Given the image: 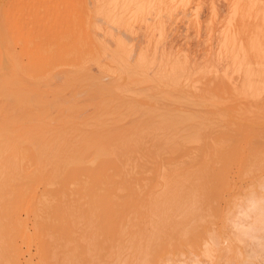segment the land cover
Returning <instances> with one entry per match:
<instances>
[{"label": "bare ground", "instance_id": "obj_1", "mask_svg": "<svg viewBox=\"0 0 264 264\" xmlns=\"http://www.w3.org/2000/svg\"><path fill=\"white\" fill-rule=\"evenodd\" d=\"M200 1L0 0V264H17V239L34 242L43 264L51 259V264H80L73 260L80 240L86 242L80 249L92 259L96 245L91 242L102 238L110 257L106 264H149L168 253L175 238L177 244L193 238L190 245L198 247V240L204 242L202 232L189 231L196 228L194 212L201 201L199 186L191 190L192 181L213 170L227 176L230 161L246 163L261 145H232L226 137L231 127H218L215 169L206 172L210 152L211 159L201 161L204 152L193 141H199L201 126L210 118L195 108L215 103L211 82L220 71L214 55L230 51L235 67L240 58L226 34L220 52L212 55L215 48L206 54L212 45L207 52L199 49L206 17ZM246 85L253 97L255 86ZM190 141L193 150L183 151ZM263 150L255 156L260 158ZM175 152L172 163H163V155L160 160L161 154ZM141 160L150 166L140 169ZM249 162L241 173L248 177L245 185L260 190L232 198L231 213L223 219L229 236L211 233L212 244L203 246L204 254L224 264H264V175L262 167L250 169ZM151 169L161 180L144 183L148 191L139 186L144 191L136 200L137 177ZM170 172L177 177L167 179ZM193 173L202 177L193 179ZM222 178L214 182L221 190L225 183L220 181L227 180ZM193 214L187 229L178 233L177 215ZM65 240L75 244L65 245ZM59 250L72 261H57Z\"/></svg>", "mask_w": 264, "mask_h": 264}, {"label": "rangeland", "instance_id": "obj_2", "mask_svg": "<svg viewBox=\"0 0 264 264\" xmlns=\"http://www.w3.org/2000/svg\"><path fill=\"white\" fill-rule=\"evenodd\" d=\"M254 3L255 4H253V1H250V0H201L200 1L199 11L202 12V10H204L207 13L208 12H210V13H208V15H207L206 12L203 11L206 15V17H205L206 19L203 18L201 21V23L203 24V25L202 24L201 25L203 28V33H202L203 37L202 38L204 39V41H202V47H199V49H201L202 51L205 52L206 49L212 45V49L210 47L207 51L210 50L212 52V51H214L213 49L216 48L212 55H214V53L217 51L220 52L219 48L221 49L223 46V45L221 46L220 42H222V40H220V39H223L222 37L226 34L225 36H227V37L229 36L230 38H232L231 39V40H233L232 44H235V45H232L234 47L233 51H235L239 55L238 56L236 54L235 56L237 58L239 57L240 59H238V60L241 62L240 63L237 61L239 63V66L235 67V64L232 63L233 60H230L231 58H229V56L230 57H232V56L228 55V54H230V53H228L230 51L226 50V52H224L225 49L223 51H221V53H220L221 56L218 55L219 54L218 52H217L218 54L216 53L214 55V60L216 62H218L217 67L219 68V71H220L219 73L215 74V76L211 82V83H213V86L215 85L214 87L212 86L213 89H215V93L212 96V101H215V103H214V105H212V107H210L211 104H208L209 105L208 108H206L207 107L206 104L205 105L200 104V105H198L199 108L198 107L195 108L196 112L199 109L198 111H199L200 115H202V114L207 115L210 118L209 119L210 123H207L206 126H201V129H200L201 132L199 131V133L200 134L202 133V134L200 136L199 141L198 140L193 141V142H195V144L197 146V147L195 146L197 151L203 150L200 152L201 153L204 152L203 156L202 157L200 156V158L202 159V160L201 159L200 160L203 162H204V158L206 160H207V158H209L208 157V156H210L209 152H210L211 156L212 155L213 156H212V159L209 158L207 161H209L210 159L213 161L215 159V157H214V155H216L215 154L216 153L215 142H218V139H219V137L216 136V133H217L216 128L218 129V127H219V129L221 127H222L221 129H223V127H227V126L231 127V132H233V133L228 132L229 134H227L226 137H228L229 139L232 138L231 140L233 142L230 141L232 143V145L234 144L235 146H237L241 142L246 141V142H248L249 145L250 144L254 145V147H253L254 149H257V147L259 145H261V146H259L258 147L259 149H257V150H262L264 148V58H263L264 57V0H254ZM202 8H204V9H202ZM235 9H237V10H235ZM233 10H235V11H233ZM233 12H234V14H233ZM205 15H202V17H204ZM226 29H228V30H226ZM227 31L229 32L228 33L229 35H227ZM218 42L220 43V45ZM218 45L221 47H219ZM210 51L207 52L206 54L210 53ZM222 52L224 53L223 55H226L225 57L224 56L222 57ZM225 53H227V54H225ZM216 55L219 56L218 61H217V58H215V57H217ZM242 55H244V59L241 58V57H243ZM242 65H243V67H242ZM221 71H224L226 73L221 72ZM246 71H249L251 73L250 78H247L248 76H246L247 75V73H245ZM245 79L248 80V83H247V80L245 81ZM205 81H207V80H205ZM210 81H211V79H210ZM204 82H202V83H204ZM245 83L255 86V87L252 86L253 88H255V90L253 89V94H254L253 97L248 96L246 94L247 92L250 93V91L248 89H246V87H248V85L245 86ZM199 86H202V84ZM244 86H245V88H244ZM245 94L247 95V97L245 96ZM193 99H191V100L194 101V104L197 105L199 103L200 99L195 98V100L196 99L198 100L197 103H195L196 101ZM187 107H189V106H187ZM244 109H246L248 111L247 112H246V110L243 111ZM243 112H246L247 114L246 113L243 114ZM192 113H194V112H192ZM244 117L247 119L246 121H242L243 119H245ZM209 125H211V126H209ZM207 129H208V131H207ZM251 130H252V132H251ZM242 131H243V133H242ZM203 133H205L206 135H204ZM210 133L213 134L215 138L212 135H210ZM202 135L205 138H203ZM207 135H209V137H207ZM241 135H243V137L245 136L248 139L244 138V140H243ZM208 139L211 141H208ZM196 141H198V142H196ZM193 142L192 143H191V141H190V143L187 142L188 146H187V143L184 144L182 146L183 148L181 147L182 149H184L183 151H186V149H190V148H188L189 146H191V149H192V145H195ZM199 142H200V144H199ZM211 142L214 144H212ZM197 144H199V145H197ZM200 145L205 146L204 147L205 149L203 148V146H200ZM209 145H214V147L210 146L211 149L209 148V150H208L207 146H209ZM198 146H200V147H198ZM195 147L193 146V148H195ZM212 147H213V149L215 148L214 154H212V152L210 151V150H213ZM198 148H200V150ZM217 148L220 150L221 146L217 145ZM253 148H251V150H250L251 151L250 155H253V153H254L253 156L255 158L256 157L255 153L257 152V150H256V152L252 153V151H255ZM180 149H177V154H179L178 156H180V154L182 152ZM218 149H217V151H218ZM178 150H180L181 152H179ZM207 150H208V152H207ZM166 154L160 155V160H161V156L163 155L162 156V162L163 163L164 162L165 163H167V162L172 163L173 161H175L177 159L176 152L173 153L172 155L167 154L168 156H166ZM205 154H207V157H205L206 156ZM263 155L261 157H263ZM253 156H249L248 160L250 162L246 161V163L249 162L252 165V167L250 166V169L255 167L259 170V167L260 168L262 167L260 169L261 170L260 172H262V170H263L262 174L264 175V161H263L264 159L262 161H260L261 157L260 158L256 157V159H252ZM168 158H169V161H167ZM170 159L172 162L170 161ZM250 159L253 161L251 162ZM137 160H139V159H137ZM258 161L261 164H263V166L260 165V163ZM139 162H140V160L136 161V159H135V165L138 166L137 163H139ZM141 162H142V160H141ZM145 162L143 164L141 163L142 166L140 169L145 168L144 165L150 166L149 163L145 164ZM203 162H202V164H203ZM211 162L205 163L207 165H209V164L211 165L210 168L208 167V170L206 169V172H209L210 171L209 169H211L212 166L215 169L214 161L212 163ZM241 162H243V160H241ZM257 162L259 165L257 164ZM246 163L243 162V164L240 163V166H237V164L235 162L233 163L230 161L229 165H231V166H229V170L231 173H229V174H231L232 176L229 174H227V176H226V173L218 176L216 174V170H213V171L209 172L208 174L204 173L205 174L204 175L203 171H205V168L207 167L206 165H205L206 166L205 167L204 164H203V166L205 167L204 170H203V168L201 169L203 177L201 174L199 175L198 173H195V174H198L196 176H200L202 178L199 177L200 178L199 180H198V177L196 179H194L195 178V177L193 178V176L195 175L194 173L191 176V178H193L195 180V181H192V182H194V184L197 181L196 182L197 185L196 184L194 185L193 183L191 184V186H190L191 190H192L193 186L194 187L199 186L198 187L199 190H197L196 192L200 191L197 195H198V197L200 196L199 198L201 201L198 202L199 207L197 206L198 207L197 211H195L196 205L195 206L192 205V206H194L193 207L194 211H195L194 213L197 214V215L195 214L197 218L194 221L195 223H192V226H193V228H195V227L196 228H195V230L192 228L194 230V232H193V230L192 231L189 230V231L192 232V234L195 233L196 230H197L196 233L199 231H200V233L202 232L201 236H203V238H204V240L203 239L202 240L204 242L206 241L208 243V245L212 244V243H210L212 241L209 242V240H211V237H208L211 233L213 235V233L217 232L216 233V235H217L219 233L221 234V232H222L223 236L225 238L227 237L225 235L229 236V234H230V228L228 230L229 224H227V228L224 229L223 228V221L225 222V220L228 219L227 215H229L231 213V212H229V211H231V208L229 207L228 203L233 200L232 198L241 197V196L245 195V193L250 192L253 188H254L253 190H256V191L260 190L259 188H256L255 184L246 187L247 185H245V181L248 177L245 178V176L242 175L243 174L242 172H244L246 169L245 168ZM254 163H255V165H253ZM246 167H249V164ZM146 168H147V166H146ZM236 168L239 169V171L240 170H242V171L240 173H238L239 171L237 173H235L237 171ZM231 170L234 172H232ZM137 171H139V169L138 170L136 169V172ZM200 172L201 171L199 169V173ZM206 174H207V176H206ZM236 174L237 175L241 174V175H239L237 177ZM139 176L140 175H138V177ZM167 176H168V174H167ZM221 176H223L225 180L227 179L226 181H220V183H222V184L225 183L226 189L223 188L222 190L220 187L219 188L217 187L218 181L216 182L217 185L216 184H215L216 186L214 185L215 180H218V178ZM138 177H137L138 181H136L137 185L135 184V199H136V197L139 198L140 196H142L139 194L144 191V189H141V188H145L144 183L154 182V184H155V182L161 180L159 178V175L156 174V171L154 169L148 170V172L145 173V175L142 174V176H140L139 179H138ZM175 177H177V175H173V173H171V175L169 174V177H167V179H171V178H175ZM235 178H237L238 180ZM239 178H241V181H243V182H241ZM141 179H143V180H141ZM224 179L222 178V180H224ZM201 180H203V182L204 181L205 182L201 183ZM142 181H143V183L140 184V182H142ZM144 181H146V182H144ZM137 182L139 183V185ZM240 183L242 186L240 185ZM151 184H153V183H151ZM235 184H237V185H235ZM226 185L228 187H226ZM238 185L240 186V189H239ZM139 186L141 188H138ZM233 186H235V187H233ZM156 188H158V187L156 186ZM140 189L143 191H140ZM145 189H147V191H148V188H145ZM154 189H152V190L154 191ZM157 190L158 189H156L155 191H157ZM147 191H145V192H147ZM71 195L72 194H70V196ZM119 195H121V194H119ZM239 195H241V196H239ZM75 196H76V194H75ZM76 197H79V195H77ZM85 199H80V202H84ZM226 199H227V201H226ZM204 201H205V203H204ZM203 203H204V205H202ZM175 213H178V212L176 211ZM198 214H200V216ZM195 215L193 214V215H190L189 217L183 216V215H179V217H178V215H177L178 220L176 219L177 223L175 224V228H177V230H178V228L180 229V230H178V233H179V231H181V233H183L185 231V229H187L186 227H188L189 226L188 224L191 223V221L189 222L190 217H194ZM223 219H225V220H223ZM29 220H30V222L28 221L27 225H28L29 229H32L34 219L31 218ZM196 221H198V222H196ZM185 223H186V225H185ZM198 223H199V225H198ZM195 224H196V226H194ZM182 228H185V229L181 230ZM226 229H227V233L229 232V234H225ZM187 233L185 235L183 234V237L187 238V236H188ZM204 235H206V236H204ZM189 236H191V233H189ZM207 237H208V239H207ZM175 239L172 241V243L170 242L171 244H170V248H169L168 253H164L163 255H161V257L159 256V258H157L156 260H152L151 262H149V264H191L192 262L194 264H224V262L220 261L219 258L217 259V256L214 255L215 257L212 256V258H211V257H209L203 253V250L205 248V247L203 248V246H205L207 244L206 242H205L206 243L205 244L202 241L203 243L201 244V240H198L199 241L198 245L200 246V247H198V246H192L194 243V240H192L193 238L186 240L185 244L184 243L177 244V243H175ZM65 241H68V242H65L67 244H65L64 242H63V244H65V245L70 244L71 245L72 241H69V240H65ZM103 242L104 241L102 240V238L96 239L95 241L91 242L92 244H94V246L96 245V250H95V253L93 254L94 255L93 258L90 256L92 258V259H90L84 255L85 254L84 250L80 249L81 246H83V244L84 245L86 244L85 240H82V241L80 240L79 241V250L76 251V253H74L75 258L73 260L76 259L75 261L77 263L79 261L80 264H93V262H94V264H106L107 263L106 260L109 261L110 257L108 258L107 255H105L107 253H106V250L104 249V245H103L104 243ZM72 243H74V242H72ZM190 243L192 245H190ZM80 244H82V245H80ZM30 245H31V247H30ZM76 245H78V242L76 243ZM17 248L19 250L17 256H15V258L17 259V264H43V263H40V262H42V261H40V258H39V260L37 258L38 253L36 252V246L34 245V242L32 244L31 243H24V242L17 239ZM58 252H57V254H58V256H57L58 260L57 261L61 262L63 260V263H65L64 261H66V263L70 262V260L72 261V256H70L69 254L61 252V250H59ZM8 254H9L8 257H10L11 252ZM50 261H51V263L53 262L52 259ZM50 261L48 262V264L50 263Z\"/></svg>", "mask_w": 264, "mask_h": 264}]
</instances>
